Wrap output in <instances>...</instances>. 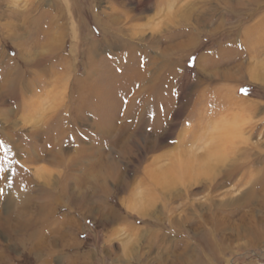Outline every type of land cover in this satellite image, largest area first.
Returning a JSON list of instances; mask_svg holds the SVG:
<instances>
[{"label": "rangeland", "instance_id": "1", "mask_svg": "<svg viewBox=\"0 0 264 264\" xmlns=\"http://www.w3.org/2000/svg\"><path fill=\"white\" fill-rule=\"evenodd\" d=\"M252 70L264 0H0V264H264Z\"/></svg>", "mask_w": 264, "mask_h": 264}, {"label": "bare ground", "instance_id": "2", "mask_svg": "<svg viewBox=\"0 0 264 264\" xmlns=\"http://www.w3.org/2000/svg\"><path fill=\"white\" fill-rule=\"evenodd\" d=\"M254 72V73H253ZM252 73L254 74V76H253V78H255V79H259L260 77H263L264 75V71L263 70H254ZM262 73V75H260ZM260 75V76H259ZM14 81V80H13ZM13 87H15L14 85H11L10 87H9V89L10 90H13L12 92H15V89L16 88H13ZM230 169V168H229ZM230 171V173H228V174H226L227 176H226V179H228V180H231V179H233L234 178V176H236V173H237V168H233L232 170H229ZM206 174V173H205ZM187 175V174H186ZM186 175H185V177H186ZM209 175V174H208ZM215 175V174H214ZM178 176V175H177ZM189 176V175H188ZM187 176V177H188ZM206 176V175H205ZM208 177V176H207ZM188 178H190V177H188ZM176 179V178H175ZM225 179V180H226ZM234 180V179H233ZM224 181V180H223ZM215 182V181H214ZM218 183V182H217ZM216 183V184H217ZM220 184V183H219ZM163 189V188H162ZM151 201V200H150ZM148 207H143L142 209H140V210H138V212H141V214L142 213H144L145 211H147L146 209H147ZM143 209H145V210H143ZM149 210V209H148ZM204 252V251H203Z\"/></svg>", "mask_w": 264, "mask_h": 264}, {"label": "crops", "instance_id": "3", "mask_svg": "<svg viewBox=\"0 0 264 264\" xmlns=\"http://www.w3.org/2000/svg\"><path fill=\"white\" fill-rule=\"evenodd\" d=\"M253 71V70H252ZM252 71L250 72V75L253 77L254 76V72L252 73ZM240 73L243 75V71H240ZM241 74H239L240 76H241ZM260 75H262V73L260 74ZM259 75V76H260ZM264 75V74H263ZM224 78H227V79H233V78H238V73H226V74H224ZM261 78H264V76L263 77H260L259 78V80L261 79Z\"/></svg>", "mask_w": 264, "mask_h": 264}, {"label": "snow or ice", "instance_id": "4", "mask_svg": "<svg viewBox=\"0 0 264 264\" xmlns=\"http://www.w3.org/2000/svg\"><path fill=\"white\" fill-rule=\"evenodd\" d=\"M240 91H241V93H242V94H244V95H248V94H249V91H250V89H249V88H247V87H244V88H241V89H240Z\"/></svg>", "mask_w": 264, "mask_h": 264}]
</instances>
